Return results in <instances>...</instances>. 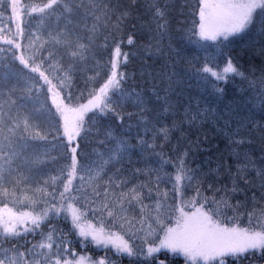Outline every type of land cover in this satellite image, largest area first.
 <instances>
[{
  "label": "trees",
  "instance_id": "trees-1",
  "mask_svg": "<svg viewBox=\"0 0 264 264\" xmlns=\"http://www.w3.org/2000/svg\"><path fill=\"white\" fill-rule=\"evenodd\" d=\"M141 2L148 8L160 3V0ZM163 3L175 5L171 9L169 27L163 38L158 34L156 20L142 10L136 26L140 39L132 46L125 42L122 50L129 53L125 67L132 88L139 85L152 94L153 86L160 87L163 82V86L167 87L168 76L174 73L169 112L164 113L162 108L150 112L153 119L158 115L165 117L163 123L168 127L170 140L166 142L161 131L159 139L155 141V149H146L143 156L138 152L131 154V164L126 159L125 165L131 169L139 167L145 173L155 171L159 165L160 175H164L163 169L170 166L161 162L159 153L162 151L168 156H175L173 148L179 147L181 150L191 149L190 159L194 166L200 165L204 171L218 169L224 183H231L228 171L231 166V173L237 174V178L247 176L250 182L245 185L243 179H239L242 188L247 189V196L243 193L239 195L241 213H254L258 219L253 223H260L259 219L264 220V200L261 199V177L257 173L264 170V119H261L264 117V76L261 74L264 57L253 59L259 52V38L253 37L226 49L202 48L203 42L189 40L190 21L183 17L190 14L191 9L183 7V0H163ZM20 6L17 17L21 37L19 52L28 68L18 60L8 1L0 0V264H42L51 250L47 239L51 226L59 229L53 234L52 242L59 239L60 232L65 233V238L73 242L75 259L82 253L80 241L86 240V254L92 260L99 261L107 256L105 264L109 261L119 264V260L130 263V258L116 253L115 248L109 247V250L102 244L94 243L90 237H81L80 229L72 223L68 212L63 213L67 221L52 216L51 225L45 221L41 230L39 221L33 223L37 217L42 220L58 206L52 201L59 202V196L54 194L63 178L59 171L64 165V141L60 139L64 133L61 120L49 103L46 82L31 69L48 80L67 106H79L94 99L106 74L112 42L120 35L115 19L117 0H20ZM253 45L256 46L255 52L245 56L244 51ZM161 50L170 51L171 58L165 56L158 59ZM222 52L233 53L241 69L245 70V76L233 78V74H229L230 83L225 96L231 98L221 97L223 103L216 100L207 119H202L189 131L188 119H191L193 110L197 105L201 109L208 107L206 101L211 99L208 93L212 90V84L207 80L201 81L193 76L195 65L210 59L222 71ZM149 56L151 58L147 59ZM166 63L168 66L164 71L168 75L158 76ZM244 90H248L244 101L235 99ZM126 99H129L127 94L122 101ZM128 109L138 111L131 104ZM235 112L240 115L233 118L231 133L226 132L224 120L232 118ZM89 115L90 112H86L81 127ZM181 127L185 130L183 135L179 130ZM92 131L95 132V129ZM113 132L120 134L116 129ZM229 135L243 139L244 143L230 145ZM148 138L151 141L150 133ZM131 143L135 144L136 141L132 140ZM112 149L113 155L122 151L121 146L115 143ZM106 159L103 157L101 163ZM145 161L148 162L147 167ZM96 173L97 169L93 168L92 175L84 181V187L89 192L93 185L98 184ZM74 182L81 183L79 177ZM253 192L256 193L255 200L252 199ZM74 207L83 213L81 226L92 224L97 230L104 227L99 214L92 216L79 205ZM103 216L106 220L107 214ZM242 217L246 216L241 214L238 223L245 220ZM33 230L42 231L45 238L33 237ZM109 230L104 228L105 233ZM111 230L120 234L119 229ZM68 233L74 235L69 236ZM144 237L145 233L135 246ZM132 240L136 241L137 237L133 236ZM41 246L44 247L43 255L40 254ZM27 252H31V255L25 259ZM145 254L143 250L142 256ZM152 256L146 258L145 255L140 259L146 261ZM157 260L177 264L168 261L167 257ZM180 264H184L183 260ZM237 264H264V261L252 256Z\"/></svg>",
  "mask_w": 264,
  "mask_h": 264
},
{
  "label": "snow or ice",
  "instance_id": "snow-or-ice-1",
  "mask_svg": "<svg viewBox=\"0 0 264 264\" xmlns=\"http://www.w3.org/2000/svg\"><path fill=\"white\" fill-rule=\"evenodd\" d=\"M174 7L175 5L163 3V0L148 8L144 7L141 0H117L115 19L120 35L113 40L109 50L106 74L99 86V94L94 98L95 103L90 102V115L83 127H76L74 139L70 136L60 137L64 141V165L59 171L60 177L63 178L57 193L54 194L59 196V202L52 201L58 203V206L42 220L37 217L33 223L39 221L41 230L45 221L51 225L52 216H59L67 221V216L63 213L68 212L72 223L80 229L81 237L90 236L98 245L115 248L116 253L130 258V264L132 261L134 264H142L140 257L143 251L137 252L135 245L144 234L145 226L147 234L155 236V240L144 237L146 251L150 255L168 250L175 255H182L186 264H237L238 261L242 262L257 253L264 258V223H253L258 219L254 213L240 211L239 195L243 193L247 196V189L242 188L239 179H243L247 185L250 183L247 176L237 178V174L231 173L229 166L231 183H224L218 169L210 168L204 171L202 166H194L190 159L191 149L181 150L179 147L173 148L175 156H168L162 151L159 153L161 162L170 166L163 169L164 175H160L159 165L155 171L147 173L139 167L131 169L125 165L126 159L129 165L131 164V154L138 152L143 156L146 149H155V141L159 139L161 131L164 132V140H170L168 127L163 123L165 117L158 115L153 119L150 112L157 111L158 108H162L164 113L169 112L174 73L168 76L167 87L163 86V82L160 87L153 86L152 94L139 85L132 88L125 67L129 53L124 52L122 47L125 42L132 46L140 39L136 34V26L142 10L147 11L156 20L158 34L163 38L169 27L171 9ZM183 7L191 9L190 14L183 17L190 21V41L203 42L202 48L226 49L233 44L258 37L259 52L253 59L257 56L264 57V0H191V3L189 0H183ZM105 47L107 48V43ZM255 47L253 45L246 49L244 55L255 52ZM165 56L170 59L172 53L161 50L158 59ZM150 58L151 56L147 57ZM221 62L222 71L213 65L210 59H204L202 63L195 65L193 76L201 81L207 80L212 84V90L208 93L211 99L206 101L208 107L201 109L197 105L193 110L191 119H188L189 131L195 128L199 121L207 119L216 100L223 103L221 97L231 98L225 96L230 83L229 74H233V78L245 76V70L241 69L232 52H222ZM167 66V63L162 65L161 72L157 75H168L164 71ZM261 74L264 76V69H261ZM126 94L129 99L122 101ZM247 95L248 90H244L235 99L243 102ZM129 104L138 111H129ZM237 115L240 113L235 112L232 118L224 120L226 132L231 133L232 120ZM93 128L95 132L92 131ZM113 129L120 131V134L115 135ZM179 130L183 135L185 130L182 127ZM149 133L151 141L148 138ZM132 140L136 143H131ZM113 143L122 148V151L115 155ZM228 143L242 145L244 141L229 135ZM103 157L107 159L101 163ZM237 163L240 161L237 160ZM145 166H148L147 161ZM93 168L97 169L99 180L89 192L84 187V181L92 175ZM257 175L261 177V199L264 200V170ZM77 177L81 182L79 184L74 182ZM252 199H256L255 192L252 193ZM74 205H79L92 216L99 214L104 227L97 230L92 224L81 226L83 213ZM104 213L107 214L106 220ZM241 214L247 217V226L237 223ZM124 219H127L128 231H124L125 224L121 222ZM104 228L110 230L105 233ZM111 229H119L120 234ZM58 231L55 226H51L47 239L48 247L54 251H49L42 264H83L85 257L75 259L73 242L65 238V233L60 232L59 239L52 242L53 234ZM31 235L40 236L41 240L45 238L42 231L33 230ZM105 236L108 239H105ZM133 236L137 237L136 241L132 240ZM80 243L86 244L87 241ZM33 246L35 247V244ZM40 254H44L43 246ZM30 255L31 252L25 253V259ZM226 257H231V261H226ZM107 259L105 256L96 264H105ZM157 259L158 255L152 256L150 264H155ZM108 264H111V261ZM161 264L165 262L161 261Z\"/></svg>",
  "mask_w": 264,
  "mask_h": 264
},
{
  "label": "rangeland",
  "instance_id": "rangeland-1",
  "mask_svg": "<svg viewBox=\"0 0 264 264\" xmlns=\"http://www.w3.org/2000/svg\"><path fill=\"white\" fill-rule=\"evenodd\" d=\"M7 1L9 4V7H10L11 19H12V23L14 26V32H15L16 40H17L15 48L18 51V60L23 66L27 67L22 56H21V54H20V52H19V45H20L21 37H20L19 22L17 20V17H18L19 11L21 9L20 0H7ZM31 71L38 74L46 82L47 90H48L49 103L61 120L64 136H70L74 139L76 127L77 126L81 127V123L83 121L82 117L84 118V115L92 107V103H95V100L92 99L91 101H89L87 103H84V104H81V105L75 106V107L67 106L64 103V101L62 100V98L60 97V95L58 94V92L54 89V87L48 82V80L43 75H41L39 72H37L34 69H31ZM90 102H92V103H90ZM242 218L245 220H243L240 223H242L244 226H247L249 224L247 217H245V218L242 217ZM121 222H123L125 224L124 231H128L127 221L123 220ZM259 222L264 223V220L259 219ZM144 233H145L147 239L155 240V236H149L147 234V226H145ZM105 239H108V237L105 236ZM94 243H96V242H94ZM102 245H104V244H102ZM79 247H80L82 253L78 254V257L76 258V260H80L81 256H83V257H85L83 264H96V262L98 260H92L86 254L87 245L81 244ZM109 247H111V246H109ZM146 248H147V245L144 243V240H141L137 244V246H135V250L137 252L138 251L140 252L141 250L142 251L144 250V253L146 252V254H145L146 258H148V257L150 258V256H152V255H155V256L158 255L159 257H167L168 261L177 262V264H180V262H182V260H183V263L186 264V261L182 255H175L168 250H162L159 253H153L150 255L147 253ZM145 255L141 256V257H145ZM250 257H252V256H249L248 258H250ZM253 257H256L257 259H261V261H264V258H261L258 253H257V255H255ZM225 259H226V261H231L232 258L226 257ZM161 261H164V260H156V262H157L156 264H161ZM141 262H142V264H143V262H148V264H150L151 259L150 260L147 259L146 261H141ZM164 262L166 263V261H164ZM119 264H130V263L125 262L123 260L122 261L119 260ZM131 264H133V263L131 262ZM201 264H202V262H201Z\"/></svg>",
  "mask_w": 264,
  "mask_h": 264
}]
</instances>
